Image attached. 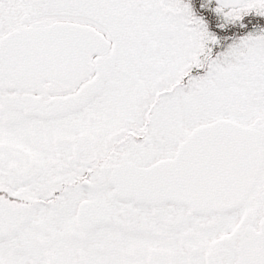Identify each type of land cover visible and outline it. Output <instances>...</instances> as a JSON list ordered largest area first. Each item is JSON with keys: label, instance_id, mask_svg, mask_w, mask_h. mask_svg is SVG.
Listing matches in <instances>:
<instances>
[{"label": "snow or ice", "instance_id": "1", "mask_svg": "<svg viewBox=\"0 0 264 264\" xmlns=\"http://www.w3.org/2000/svg\"><path fill=\"white\" fill-rule=\"evenodd\" d=\"M0 264H264V0H0Z\"/></svg>", "mask_w": 264, "mask_h": 264}]
</instances>
